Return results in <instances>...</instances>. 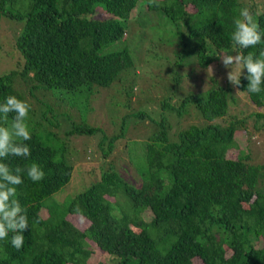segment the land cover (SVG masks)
I'll use <instances>...</instances> for the list:
<instances>
[{
    "label": "trees",
    "instance_id": "trees-1",
    "mask_svg": "<svg viewBox=\"0 0 264 264\" xmlns=\"http://www.w3.org/2000/svg\"><path fill=\"white\" fill-rule=\"evenodd\" d=\"M0 19V48L11 43L17 58L0 74V264H264V163L235 139L249 142V123L264 129L263 0H0ZM125 21L142 31L137 50L121 43ZM161 28L187 44L168 46V59L217 70L198 77L205 88L161 101L139 167L123 166L131 184L106 160L127 116L109 135L75 125L44 106V90L75 91L92 111L91 97L125 82L119 73ZM141 92L134 80L109 103L133 108ZM236 94L246 102L232 112ZM91 132L96 142L80 139Z\"/></svg>",
    "mask_w": 264,
    "mask_h": 264
},
{
    "label": "rangeland",
    "instance_id": "rangeland-1",
    "mask_svg": "<svg viewBox=\"0 0 264 264\" xmlns=\"http://www.w3.org/2000/svg\"><path fill=\"white\" fill-rule=\"evenodd\" d=\"M1 21L3 20L0 19V22ZM138 33H142V31L135 25L131 26V23L125 21L124 35L122 36L121 43H127L130 49L137 50L139 38L136 34ZM2 36L3 29L0 28V39H2ZM161 40L162 43H160ZM150 42L151 43H146L147 51L139 53L140 55L135 63L134 70L127 72L123 70L119 73L120 77H126L125 82L119 81V87L117 89L111 88L103 90L102 92H100L99 89V93L94 96L95 98L91 97L92 111L89 104L86 102L84 103V97L78 95L79 93H75V91H64L61 89L44 90L47 94V98H44V106H50V104L55 105L54 110L56 111V114L57 111L60 112V115H57V117L64 118L75 125L82 123L88 125L89 122L94 121L95 126L100 127L109 135L118 130L121 117L127 116L124 119L122 129L123 134L120 139L115 142L114 147L106 160L115 166L116 170L121 173L125 181L131 184H136L138 182V177L131 176L123 166L126 162L135 169L139 167L140 164H137V159L143 152L144 141L157 129V121L159 120L161 113L159 106L161 101L167 99L169 104L174 105L172 102L177 101L178 99L181 100L182 98H180V96L183 94L196 92V89L202 87L205 88L202 84L196 85L199 81L198 77L203 78L205 74H213V71L216 72L217 70L216 65H211L206 70L202 69L198 71L199 73H195L191 63L192 56H185L181 66L175 64L173 57L172 59H168V56L165 54L167 53V47L171 46L172 43H176L177 45L179 42L183 43L185 49L181 48L180 50L182 52L187 48L186 41L180 33H172L169 32L167 28H161L160 32L156 31L154 37H151ZM165 42H167L168 45ZM120 46V43H116L111 46L110 50L118 49ZM145 53H148L149 55H143ZM224 56L228 57L229 53L220 51L219 58L221 59V64L227 66L230 63L231 58H225ZM165 58L167 59L163 62ZM16 59V50L11 43L8 49L1 46L0 74L13 69L16 64ZM150 64L153 66H150ZM160 65L162 68H160ZM235 67L236 66H233L234 72ZM134 80L135 84L138 83L142 88V92L139 94L140 100L133 103V108L111 106L109 103L111 101L109 100L118 102L119 99L117 97L121 91L127 87L129 82H134ZM112 86L113 85L110 87ZM109 94L110 96L108 98ZM244 98L245 96L243 94L238 96V102L236 106L231 109L232 112L235 108L240 109L243 106V102H246ZM87 100H89V97ZM84 105L89 107V110L86 113H84ZM244 108L248 109V111L250 109L247 104L244 105ZM256 110L262 112L260 109ZM133 111L142 112L143 115L138 116L137 114H134L130 116ZM248 111H245V114L248 113ZM180 116L176 114H166L164 115V120L166 119L171 126H180L187 122L184 118H179ZM250 125L251 124L249 123L248 129L251 130V132L247 135L250 137L249 142L245 139L243 141V134L235 139L241 148H243L244 143H248L250 152L254 151L259 153L256 160H260V162L264 163V129H261L260 131H258V129L253 130ZM170 132H172L171 129ZM11 134L15 138L19 137L20 129L14 128ZM80 139H87L96 142L98 140V135L93 132L84 133L80 134ZM237 153L238 149L230 148L227 150L226 157L235 158ZM249 156L251 155L249 154ZM89 162L90 164L96 165L92 160H89ZM84 165H87L85 161L72 162L73 169L81 170ZM86 175H88V173H86ZM57 194L58 193L55 192L50 198L55 197ZM40 214L42 217L46 216V212L43 210L40 211Z\"/></svg>",
    "mask_w": 264,
    "mask_h": 264
},
{
    "label": "clouds",
    "instance_id": "clouds-1",
    "mask_svg": "<svg viewBox=\"0 0 264 264\" xmlns=\"http://www.w3.org/2000/svg\"><path fill=\"white\" fill-rule=\"evenodd\" d=\"M223 51H224V50H223ZM224 57H225V58H229V57H230V58H231V61H230V63L232 64V61H233V58H234V56H233L231 53L229 54V56H228V57H226V56H224Z\"/></svg>",
    "mask_w": 264,
    "mask_h": 264
}]
</instances>
